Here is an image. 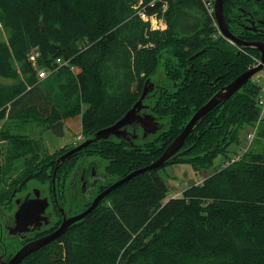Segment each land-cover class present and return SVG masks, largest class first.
Listing matches in <instances>:
<instances>
[{
    "label": "trees",
    "instance_id": "obj_1",
    "mask_svg": "<svg viewBox=\"0 0 264 264\" xmlns=\"http://www.w3.org/2000/svg\"><path fill=\"white\" fill-rule=\"evenodd\" d=\"M139 1L165 28L152 29L138 17ZM222 1L235 40L258 41L247 18L264 15V0ZM214 24L200 0H0V122L34 124L60 137L64 122L80 117L84 141L119 120L143 82L162 75L170 86L157 87L145 101L166 122L161 131L133 146L92 143L59 165L58 197L78 158L105 160L100 193L158 159L198 107L256 64V50L232 46ZM31 54L37 56L29 61ZM56 58L69 59L74 71ZM260 85L250 78L196 122L176 160L114 188L82 221L19 264H264V145L228 151L256 124L255 135L264 139ZM73 146L45 153L29 135L0 130V210H11L10 197L25 178L17 193L31 180L50 193L53 160ZM176 164L196 172L215 167L163 202L168 188L160 171ZM17 167L24 173L11 181Z\"/></svg>",
    "mask_w": 264,
    "mask_h": 264
},
{
    "label": "water",
    "instance_id": "obj_2",
    "mask_svg": "<svg viewBox=\"0 0 264 264\" xmlns=\"http://www.w3.org/2000/svg\"><path fill=\"white\" fill-rule=\"evenodd\" d=\"M213 1V16L215 23L217 24L221 35L226 38L227 40L237 42L235 40L232 33L229 31L228 27H226V22L224 19L223 13V1L222 0H212ZM237 45L240 48L248 47L253 48L254 51L259 53V63L253 65L252 68L246 70L239 76L233 79V81L229 82V84L221 87L217 93H214L205 103L204 105L198 107V109L193 113L191 118L188 120L186 125L184 126L183 130L177 134V136L172 140V142L165 148L162 155L152 161L151 164L145 166L143 168L134 170L130 172L128 175L124 176L123 178L113 182L107 188L103 189L100 193H98L89 206L81 212L80 214L72 217L65 218L63 216V210L61 209L60 212L62 213V222L60 225L52 231L50 234L45 235L41 238L36 240H32L16 251V253L3 262L0 260V264H19L22 262V259H25L30 254L38 251L44 245L51 243L52 241L58 239L66 230L72 227V224L75 222L81 221L84 217L90 214L97 206L98 203L102 202L103 198H105L114 188L128 182L131 178L135 175L140 173H144L159 167H162L164 164L171 163L173 160H176L183 152H180V147L184 144L185 139L192 133L193 128L199 120H202L213 108L214 106L227 101L231 96L235 94L250 78L256 76L263 68H264V43L263 42H251V43H241L237 42ZM202 53V52H200ZM196 53L194 57L198 56ZM143 87L141 94L138 96L137 101L132 105L130 109L116 122L112 123V125L105 127L103 129L98 130L93 134L92 137L84 140L81 144L76 145L72 149L63 152L55 160L54 171L52 174L51 180V188L54 195V199L56 200V184L55 178L56 173L59 168V165L64 163L65 161L69 160L70 158L74 157L78 151L83 150L84 148L88 147L92 143H97L101 141H110V140H119L127 143L130 146L134 145V141L141 138L143 141L149 137V135L157 134L160 130L159 124L152 115L143 114V109H149L148 106L144 105V102L148 98L154 89L155 84L151 82L150 79H147L143 82ZM137 128H141V134L138 136L136 134V130L132 129L133 126ZM131 129L132 131H129ZM130 137V138H129ZM129 138V139H128ZM128 140L131 143H128ZM52 163V162H51ZM28 178L22 180L19 184L17 189L13 191L12 194L16 193L19 188L26 182ZM41 190L36 188L33 189L30 195H27L24 199H19L16 201V211L12 215V219H10L11 223L9 224L8 234L9 236H14L16 233L24 234L30 232V229H37L42 226L44 223L47 224V218L49 215L46 213L48 208V199L46 197H41ZM11 200V197H10ZM26 237L20 238L21 241H24Z\"/></svg>",
    "mask_w": 264,
    "mask_h": 264
},
{
    "label": "flooded vegetation",
    "instance_id": "obj_3",
    "mask_svg": "<svg viewBox=\"0 0 264 264\" xmlns=\"http://www.w3.org/2000/svg\"><path fill=\"white\" fill-rule=\"evenodd\" d=\"M247 24L248 25L246 28L250 31H255V33H258L259 35H261L260 38H258V41L264 43V15L259 14L258 18L253 17V15L249 16L247 18ZM214 25H215L214 28H216L217 33L219 35H221L218 27H216L217 24L215 23ZM160 27L163 28L162 26H160ZM164 28H165V24H164ZM227 41L232 46L236 47L237 44L234 41H232V42H230L229 40H227ZM254 42H256V41H254ZM195 54L193 56H195ZM191 58H193V57H191ZM159 79H160L159 81L157 80L158 85H157V83H155V81L151 80V82L155 84L154 91L157 90V87H159V86L164 87L160 83V82L164 81V79H162L161 76L159 77ZM144 105L148 106L149 109H143L142 113L152 115L150 106L145 102H144ZM152 117H154L156 119L155 122H157L159 124L158 125L160 127L159 131H161L163 129V125L166 122L162 123L163 120H161L160 118H157L153 115H152ZM132 129L136 130V134L138 136L141 134V128H137L134 125ZM129 131H132V130L129 129ZM150 136L151 135H149V137ZM128 143H131V141L128 140ZM91 158H93V157L78 158V160L74 164L75 166H74L69 178H67L68 181L66 184V190L65 191L69 190V192H71V194H70L71 203L68 204L69 205L68 208L63 206L65 204L63 202V199L65 200V198L63 196L64 194H58L59 197L56 195V200H55L53 193H51L52 188L50 191L51 194L47 192L46 193L47 195L44 194L45 191H42L40 189L41 190V192H40L41 197H46L48 199L49 205H48L46 213L49 215V218H47L48 219L47 224L44 223L42 226H40L37 229H30V232L25 233V235L24 234H18L15 232L16 235H14V236L10 235L9 236V234H8L9 232L7 229L9 228V224L11 223L10 219H12V215L14 214V212L17 209L16 201L19 199H24L27 195H30V197H32V194H30V192H32V191H26L25 192L24 191L25 189H24L23 190L24 193L22 191L23 194H21V192L17 193L19 191L18 190L16 193L11 195L12 196L11 201H10L12 203L10 206L11 210L8 208L7 209L3 208L5 210H7V213H5L4 211L3 212L0 211V260L1 261L6 262V260H9V258H11L16 253V251L18 249H20L21 246H23L24 244H26L32 240H36L38 238H41L45 235H48L52 231L57 229V227L62 222V219H61L62 213L60 212L61 209L63 210V216H65V218L76 216V215L80 214L81 212H83L84 210H86V208L89 206V204L95 198V196L98 194L97 191H98L100 185L105 184V181H106V177H105L106 175L104 173H100L98 170L99 164L97 162L91 161L90 160ZM55 160H53L54 165H55ZM42 186H45V185H42ZM78 222H80V221H78ZM78 222H75L74 224H72V226ZM51 228H53V229L51 230ZM24 237H26V239L24 241H21L20 238H24Z\"/></svg>",
    "mask_w": 264,
    "mask_h": 264
},
{
    "label": "rangeland",
    "instance_id": "obj_4",
    "mask_svg": "<svg viewBox=\"0 0 264 264\" xmlns=\"http://www.w3.org/2000/svg\"><path fill=\"white\" fill-rule=\"evenodd\" d=\"M213 9V7H212ZM156 21V22H155ZM151 27H159V24L163 26L164 28V22L160 19H153V22L149 21ZM215 22V20H214ZM161 28V29H163ZM226 39V38H225ZM227 40V39H226ZM230 41V40H229ZM232 42V41H230ZM237 48L240 49L238 45H236ZM33 54V53H32ZM31 54V55H32ZM37 54L32 55L31 57H36ZM258 59H255L254 61H258ZM253 66V65H252ZM252 68V67H251ZM250 69V68H249ZM161 75V74H160ZM161 78L163 79V76L161 75ZM159 79V75L153 78V81H157ZM254 81L261 84L262 89L260 90L259 97L261 99H264V68L253 78ZM163 86H170V83H167L165 81L160 82ZM263 118H264V111H263ZM162 123H165L164 120ZM80 117H75L68 119L64 122V133L62 136L59 137L56 133H54L53 130H45L44 128L36 127L34 124H16L14 122H0V130H6L10 133H17L22 135H29L33 140H37L41 144V148L45 153H52L56 150L63 149L64 147H70L72 145H79L83 141L78 138L81 137V126H80ZM260 130L264 129V120L262 121L261 125L258 128ZM247 135V131L243 130L240 133L239 137V143L230 146L228 151L231 153L235 151L237 154L242 153V149H246L250 147L252 151H257L258 148H261L262 145H264V139L259 136L255 135L253 141L249 144L247 140H245V137ZM143 140L141 138L135 140V143H141ZM223 157H218L215 159V165L217 166ZM93 162H97L99 164V172L104 173V166L106 165V161L103 159H100L98 157H93L90 159ZM214 165V167H215ZM20 167V166H19ZM214 167L207 171H201L196 172L192 169V167L189 164H176L172 166H167L164 170L160 171V174L165 181V184L168 188L167 197L164 201H168L170 198L177 197L181 194V192L187 188V186H190L191 184L200 183L204 177L211 174L214 170ZM18 168V167H17ZM24 173V168H18L16 172L12 175L11 181L19 179L20 176ZM41 189L42 191H45V195L48 192V186L47 184L45 186H42V184L36 182L35 180H31L28 182L25 188L26 191H32L33 189ZM23 191V193H24ZM21 193V194H23ZM70 194L69 190L64 192V198L63 202L65 203L63 206L68 208L71 203L70 201ZM0 211H4L7 213V210L1 209Z\"/></svg>",
    "mask_w": 264,
    "mask_h": 264
},
{
    "label": "built area",
    "instance_id": "obj_5",
    "mask_svg": "<svg viewBox=\"0 0 264 264\" xmlns=\"http://www.w3.org/2000/svg\"><path fill=\"white\" fill-rule=\"evenodd\" d=\"M200 1L203 2L206 10L208 11V14H210L211 16H213V14H212L213 13L212 1H210V0H200ZM140 3H141V1H139V3H137V5L135 6V9L137 10V14L139 15L138 17H140L143 21H151V22H153V19H157V17H155L154 15L153 16H147L145 13H143L142 9H140L141 8V4ZM160 26H161V24H159V27ZM154 28H158V27L152 26V29H154ZM33 59L34 58L30 57V60L29 61H31ZM55 60H56L55 61L56 65H58V66H67L71 71H74V67H73V65H71L69 59L56 58ZM37 75H38V78H40V79L41 78H44L46 76L45 71L43 72V70L42 71H38ZM257 105H259V107L261 109L260 117H262L263 116V111H264V99H261L260 98L258 100ZM260 117H258V118L261 119ZM256 126H257V124L255 125V127L252 130L248 131L249 133L247 134V137L246 138H247V141L249 143L254 138V135H255V132L254 131L256 130ZM232 161H233V159H232ZM228 164L229 163H226L225 166H227Z\"/></svg>",
    "mask_w": 264,
    "mask_h": 264
},
{
    "label": "bare ground",
    "instance_id": "obj_6",
    "mask_svg": "<svg viewBox=\"0 0 264 264\" xmlns=\"http://www.w3.org/2000/svg\"><path fill=\"white\" fill-rule=\"evenodd\" d=\"M258 63H259V60H258V61H256V64H258ZM256 64H255V65H256ZM253 77H254V76H253ZM259 99H260V97H258V100H259ZM232 162H234V160H233V161H231V163H232Z\"/></svg>",
    "mask_w": 264,
    "mask_h": 264
},
{
    "label": "crops",
    "instance_id": "obj_7",
    "mask_svg": "<svg viewBox=\"0 0 264 264\" xmlns=\"http://www.w3.org/2000/svg\"><path fill=\"white\" fill-rule=\"evenodd\" d=\"M163 27V26H162Z\"/></svg>",
    "mask_w": 264,
    "mask_h": 264
}]
</instances>
